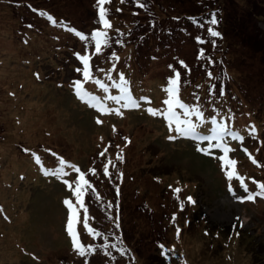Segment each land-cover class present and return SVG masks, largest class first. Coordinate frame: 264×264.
<instances>
[{"label": "rangeland", "instance_id": "374dc122", "mask_svg": "<svg viewBox=\"0 0 264 264\" xmlns=\"http://www.w3.org/2000/svg\"><path fill=\"white\" fill-rule=\"evenodd\" d=\"M195 1L158 0L157 5L156 0H142L146 7L141 9L133 0H110L105 7L113 40L96 53L88 43L91 32L102 27L96 0H0V264H264V196L237 199L259 191L254 181L264 182V17L244 15L240 0L228 4L231 22L222 14L221 24L225 29L227 23L230 36L232 24L239 33L243 28V42L238 49L228 46L223 59L212 58L215 64H207V69L214 75L209 78L199 49L204 47L210 56L222 48L194 39H211L183 16L205 10L206 1ZM247 2L251 14L264 15L258 6L263 0ZM116 38L123 43L116 44ZM111 52L119 56L113 79L118 82L123 71L131 94L148 98L141 107L127 109L123 102L104 101L122 114L99 112L81 101L72 87L81 79L93 95H118L119 89L104 74L113 63ZM76 53L91 57L93 79L85 81L76 71L83 67ZM174 69L182 72L178 97L205 105L204 134L212 126L209 117L214 113L208 105L213 99L215 112L234 117L226 123L245 139L226 137L232 149L229 158L236 162L229 170L244 180L249 192L238 179L228 178L219 149L210 155L200 151L208 141L169 139L173 133L167 121L148 113V107L166 109L163 101ZM96 79L108 85L107 93ZM212 85L223 94L209 93ZM250 126L255 134H249ZM61 158L84 171L91 185L85 194L89 226L101 235L77 224L81 243L96 249L84 257L72 246L63 203L65 198L74 200L63 180L74 181L78 173L67 166L65 177L44 171L54 172ZM105 163L108 176L103 174ZM92 167L96 173L88 171ZM117 216L119 228L113 222ZM105 235L109 246L102 250ZM161 243L168 249L164 256Z\"/></svg>", "mask_w": 264, "mask_h": 264}, {"label": "snow or ice", "instance_id": "6c2138e0", "mask_svg": "<svg viewBox=\"0 0 264 264\" xmlns=\"http://www.w3.org/2000/svg\"><path fill=\"white\" fill-rule=\"evenodd\" d=\"M110 0H96V4L98 5V24L102 27H97L95 30L91 32V40L88 41L90 45L94 44L95 52L100 53L102 51V45L105 47H109L112 43L113 37L109 35L108 29L112 28V25L107 18L108 9L105 7L106 3H109ZM123 2V0H122ZM135 5L141 9L146 7V4L142 2V0H133ZM117 11H120V9H117ZM41 16H47V19L51 21L53 24H55L57 21L53 19L51 15H48L45 12L40 13ZM209 24L211 26H208L206 28V32L208 37L211 39H206L203 36L197 35L194 39L196 42L200 45H205L208 43H211L212 47L215 48L217 45V39L222 36V34L215 29V25L218 24V20L216 18L215 13L209 14ZM31 27V26H30ZM72 32L76 34V36L80 37L81 40L85 39V35L81 31H77L75 28L71 29ZM118 36L123 35L120 29L115 30ZM116 44H122L123 41L119 38L115 39ZM206 49L204 47H201L199 49L198 58L205 59L206 64V75L209 78H212L214 73L212 70L207 69V64H215V61L212 59L211 56L205 55ZM76 55L79 58V61L82 62L83 67L77 68V72H82L83 79L85 81L93 79L92 76V70L90 66V60L91 57L89 55H81L79 53H76ZM111 59L113 60V63L111 65V69L108 71H105L104 74L108 76L109 79L113 80V84L116 88L119 89L118 95H112L109 94L103 98L93 95L90 92L86 91L82 85L81 79H76L72 87L74 88L76 96L81 101H86V103L94 108H96L101 113H110V112H117L119 114L121 113V110L119 107L113 109L106 106V103L104 101L111 100L115 102L117 105H121L122 107L127 108H139L141 107V102L146 101L148 98L141 96L139 98L134 97L130 89L128 87V81L125 78V73L123 71H119L118 74V82L113 79L112 70L117 69V65L115 61L119 60V56L116 52L110 53ZM180 65H183L184 68H187L188 66L184 63V61H179ZM169 68H173V65H169ZM101 71H104L101 69ZM182 72L180 70L174 69V75H170L168 81H167V88L166 92L168 95V98L163 101L164 105H166V109L163 111H160L153 107H148L147 111L148 113L152 115H160L167 121V126L169 130L173 133V135L169 136V139H175L176 136L180 137H186V138H194L196 140L200 141H208L207 147L201 148L200 151H204L209 153L210 155L213 154L211 150L213 149H219L223 155L219 156V161L222 163V165L225 167L226 174L228 178L231 180L232 178H236L240 181L243 189L245 192H249L248 185L244 183V180L237 175V173L234 170L231 169V166L235 165V160L229 158V153L232 151V149L229 147V144L226 141V137H231L233 140L243 141L245 137L241 135L237 131H233L231 128L228 127V124L226 121L233 119L234 117L230 113L220 114L218 112H215L214 108V99L212 100V103L208 105L210 109L213 110L214 114H210V120H211V128L209 129V134H204L201 131V126L206 124L205 120V113L203 111V108L205 107L202 103H193L188 104L183 102L177 95L178 93V86L180 84ZM38 76V74H37ZM95 84L99 85L105 93L108 92V85L104 84L101 80L96 79ZM213 90H216L217 95H222L223 92L218 88V85H212L209 87L208 92L211 93ZM197 100L200 98L197 96ZM177 108L182 109V113L177 112ZM219 116V119H218ZM195 117L196 119H193ZM98 123H101L99 119L97 120ZM256 128L254 126L249 127V134H255ZM214 141V143H213ZM50 151V150H49ZM247 151V149H245ZM107 152V149L100 152L99 155L103 157L105 153ZM119 158V156H118ZM37 163L40 162V158L38 156L35 157ZM256 161L253 159V163ZM110 163V161H109ZM109 163L103 164V174L105 176H108L109 173ZM60 166L56 168V170L53 172L50 169H44L45 174H52L59 177H65L68 176V173L65 171V166L68 168L74 169L75 173H78L74 177V181L70 179H64L63 183L67 185V187L71 190V196L74 197V200L71 198H65L63 200V203L67 206V233L71 237L72 246L75 250H78V255L81 257H84L86 255V252L88 251H95L96 249L89 244L87 248L84 244L81 243L78 236L80 235L77 231V224L82 222V226L84 229L87 230L88 233H92L96 236L101 235L100 232L94 231L92 227L89 226V208L86 206V197L85 194L89 191L91 188L89 179L85 178V172L81 171L79 167H77L74 164H68L67 161H65L63 158L59 161ZM115 167V165H113ZM88 171L92 173L97 172V168L92 167ZM73 183L75 186H73ZM256 187L259 189L258 192L251 193L249 192L246 196H239L237 199L239 200H253L256 196H264V182H255ZM119 189L117 188V192ZM176 192H179L180 189L177 188L175 190ZM229 191H233L231 185H229ZM98 195V194H97ZM189 201H191V197L187 198ZM109 207H112L111 203L108 205ZM184 205L181 203L180 208L183 209ZM81 209H83L82 214V221H81ZM173 220L175 219V214H173ZM115 223V227L119 228L118 223V216L116 217V220L113 221ZM179 228H177V233H179ZM109 246V237L107 235L104 236V243L101 246L102 250H106ZM112 247H116L115 244L111 245ZM159 247L163 250L162 255H165L168 252V249L165 248V245L161 243ZM119 252L123 253L124 249L119 248ZM109 254L110 253H107ZM87 264V262H86Z\"/></svg>", "mask_w": 264, "mask_h": 264}, {"label": "trees", "instance_id": "16d2710c", "mask_svg": "<svg viewBox=\"0 0 264 264\" xmlns=\"http://www.w3.org/2000/svg\"><path fill=\"white\" fill-rule=\"evenodd\" d=\"M160 1V0H159ZM202 1H206V8L205 10H202L200 12H196L195 14H192V15H183L185 16V19H187L186 21L188 22V24L192 27H195L196 29H201L202 31L206 32V28L208 26H211V25H208L206 22V20H208L209 18V13H215L216 14V18L218 20V24L215 25V29L217 31H219L222 36L220 38H216L217 39V46H220L222 48V51H220L218 48V52L211 54L210 56L212 58H214L215 56L218 57V59H223V57H225V51L228 49V46H233L234 48L238 49L240 47V43L243 42V40L240 38V35L243 34L244 32V29L241 28V32L239 33L238 31V28H237V25L234 26L232 24V27H233V34L234 36H230L228 33H227V23H226V27L225 29H223V25L221 24V21H222V17L223 15L222 14H225L226 16V20L228 22H231L228 18H227V15H228V11H226V7L228 9H230V6L232 4V0H196L195 2H199V5H202ZM157 5H160V3L158 2V0H156L155 2ZM196 3L194 4V7H199V5H197ZM239 5L240 6H243L244 8V12L245 14L244 15H247L248 17H253L254 19H257L259 20L260 17H264V15L262 16L261 14H256V13H252L253 11H250V4L247 2V0H240L239 1ZM258 6L264 8V0L263 2H258ZM252 8V7H251ZM253 9V8H252ZM150 11H152V9H150ZM262 12H264V10H262ZM151 14V12H150ZM259 16V17H258ZM178 20L180 19L179 17H177ZM207 24V25H206ZM230 26V24H229ZM183 29V28H182ZM239 33V34H238ZM207 35V34H206ZM228 35V36H227ZM208 36V35H207ZM227 36V38H226ZM230 38V39H229ZM240 42V43H239ZM216 49V48H215ZM223 74L229 78L231 77V74L229 72H226L224 73V70H223ZM229 77H228V76ZM183 80H185V78H182ZM192 142V141H191ZM193 142L195 143H198L199 140H196L193 138ZM135 255V254H134ZM164 256V255H163ZM166 258V257H164ZM176 261V259H173ZM178 261V260H177Z\"/></svg>", "mask_w": 264, "mask_h": 264}]
</instances>
